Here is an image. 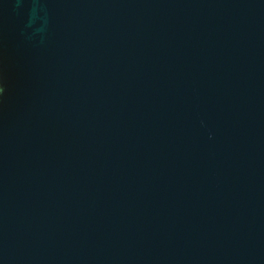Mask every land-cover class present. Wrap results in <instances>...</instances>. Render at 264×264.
I'll return each mask as SVG.
<instances>
[{"label": "water", "instance_id": "obj_1", "mask_svg": "<svg viewBox=\"0 0 264 264\" xmlns=\"http://www.w3.org/2000/svg\"><path fill=\"white\" fill-rule=\"evenodd\" d=\"M0 264H264V0H0Z\"/></svg>", "mask_w": 264, "mask_h": 264}]
</instances>
